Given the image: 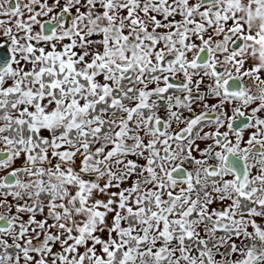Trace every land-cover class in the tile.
<instances>
[{
    "label": "snow or ice",
    "instance_id": "obj_1",
    "mask_svg": "<svg viewBox=\"0 0 264 264\" xmlns=\"http://www.w3.org/2000/svg\"><path fill=\"white\" fill-rule=\"evenodd\" d=\"M0 264H264V0H0Z\"/></svg>",
    "mask_w": 264,
    "mask_h": 264
}]
</instances>
